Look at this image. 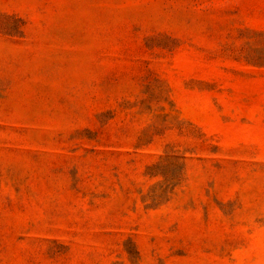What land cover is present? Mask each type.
Wrapping results in <instances>:
<instances>
[{
	"label": "rangeland",
	"instance_id": "1",
	"mask_svg": "<svg viewBox=\"0 0 264 264\" xmlns=\"http://www.w3.org/2000/svg\"><path fill=\"white\" fill-rule=\"evenodd\" d=\"M0 264H264V0H0Z\"/></svg>",
	"mask_w": 264,
	"mask_h": 264
}]
</instances>
